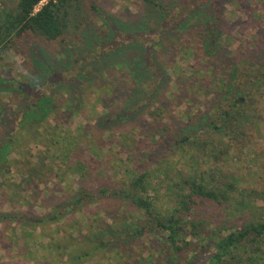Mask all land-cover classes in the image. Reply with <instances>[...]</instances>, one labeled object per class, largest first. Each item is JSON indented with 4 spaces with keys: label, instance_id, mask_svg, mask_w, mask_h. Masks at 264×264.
<instances>
[{
    "label": "rangeland",
    "instance_id": "1",
    "mask_svg": "<svg viewBox=\"0 0 264 264\" xmlns=\"http://www.w3.org/2000/svg\"><path fill=\"white\" fill-rule=\"evenodd\" d=\"M0 1L11 6L18 2ZM94 3L98 8L77 37L51 45L26 38L0 58V172L5 169L0 175V264H184L162 233L150 231L155 226L154 219L150 221L127 200L100 194L99 190L104 186L113 190L122 188L120 184L130 180L126 177L130 165L137 171L155 172L161 162H180L178 147L187 136L195 135L198 142L189 141L186 146L194 144L197 149L202 148L209 136L212 139L220 136L218 132L206 131L208 119L215 117L209 113L213 102L199 105L198 98L188 91L189 78H199L194 74L201 66L215 61L226 74L235 69L243 74L251 66H264V0ZM181 44L192 46L195 55L181 59ZM124 46L128 48L125 50ZM139 52L145 56L146 70L134 67ZM236 83L235 88L239 89L246 82ZM46 97H51V101H44ZM186 98L193 100V116L201 106L202 117L197 123L184 117ZM253 99L262 122L256 132H251L252 141L240 157L226 162H205L195 152L199 170H210L215 182L229 183L247 192L250 201L249 208L242 210L238 206L230 213V208L226 212L221 207L208 214L201 210V216L208 220L199 228L204 231L202 237L214 231L227 233L229 228H242L250 223L252 214H259L255 209L264 207V90L254 93ZM40 102L42 115L52 109L51 117L58 110L62 117L73 112L70 125L63 126L66 133L70 128L80 132L82 126L88 125L90 138L80 145L88 159L82 160L99 162L90 157L98 151L102 172L97 176L88 171L85 175L68 173L61 182L55 177L60 159L54 165L48 160L56 167L47 182H36L30 191L9 198L12 192L7 184L21 181L25 160H38L33 155L38 148L31 136L40 126L31 127L33 123L29 120L24 124L18 122L28 105ZM157 106L165 108L162 120L174 128L170 141L160 145L144 138L154 131L156 120H149L148 114ZM110 113L112 116L106 119ZM110 134H114V141L105 144ZM125 137L128 144L130 139L143 137L136 144L135 161L126 158L124 152L129 150L122 145ZM89 139L96 143L91 148L86 147ZM62 142L67 140L63 138ZM237 153L231 151L232 156ZM81 154L85 156L84 152ZM9 161L19 163L6 171ZM146 162L148 166L143 164ZM110 165L115 169H109ZM179 166L188 170V165ZM156 176L161 190L150 194L156 199L157 210L164 214L172 203L164 197L165 184L161 182L164 176L158 173ZM106 180L111 181L109 185ZM86 193L96 195V199L76 206ZM235 197L240 198V194L236 192ZM195 215L192 210L188 218L191 220ZM190 230L188 226L187 231ZM192 239L200 243V239ZM201 242L203 247L195 252L192 248L186 251L192 264H206L212 255L213 241Z\"/></svg>",
    "mask_w": 264,
    "mask_h": 264
},
{
    "label": "trees",
    "instance_id": "2",
    "mask_svg": "<svg viewBox=\"0 0 264 264\" xmlns=\"http://www.w3.org/2000/svg\"><path fill=\"white\" fill-rule=\"evenodd\" d=\"M95 1L98 0H18L13 6L0 1V58L26 38L37 39L51 45L67 38L77 37L82 28L92 19V14L96 12L98 7L97 3H94ZM215 34L216 32H213V35ZM218 37L219 34L215 38ZM135 45L132 44L131 46ZM127 48L124 46L123 49L126 50ZM180 51L179 57L181 59L195 55L192 46L182 45ZM100 57L101 54L96 56V58ZM144 57L139 52L134 67L137 65L138 67L141 66V70H146L147 63L144 61ZM194 76L195 78L199 76V78L194 80L189 78L188 91L198 98L196 103L199 105L213 102L209 113H214L215 117L208 119L206 131L218 132L220 136L217 139H212L208 135L209 137L203 143L201 142L202 148L198 149L194 145L198 142L195 135L187 136L182 140L181 147H178V152L181 154L180 162H161L157 164L159 166L155 172L148 169L137 171L134 165H130L126 174V177L130 179H126L127 184L125 182L124 185L120 184L123 187L116 190L104 186L99 192L100 194H113L123 198L151 218L150 221L154 219L155 226H151L150 231L162 233L167 241L172 244L180 258L185 261L184 264H192V257L186 251L192 248L191 250L195 252V250L203 247V242H201L203 239L213 241L211 242L212 255L206 264H264V211L260 210L264 207L255 209L259 214H252L250 223L245 224L242 228H229L227 233L214 231L211 235L202 237L204 231L200 232L199 228H202L208 220L201 216V210L208 214L221 207L226 212L230 208V213L231 209L236 211L239 207L242 210L249 208L250 201L247 192L238 190L229 183L215 182L210 170H199V159L195 155V152L198 151L205 162L211 160L213 162H226L237 159L245 152L252 141L251 132H256L262 122L260 112L253 107V103H255L253 94L264 90V66L258 65L256 68L251 66L243 74L239 73L237 69L231 74H226L218 68L214 61L201 66ZM236 81H245V86H239V89L235 88ZM230 89L233 91L230 92ZM48 100L51 101V97L44 99V101ZM185 102L184 117L189 122L197 123L202 117L201 106L193 116V100L186 98ZM50 103L52 104V102ZM40 104L41 102L28 105V109L23 111L22 118L18 122L21 123L22 121L24 124L26 120H29L33 123L31 127L40 126V130L32 131L31 136L38 148L33 155H37L38 160L37 162H33L30 158L25 160V171L20 172L21 181L7 184L8 190L12 192L8 196L9 198L30 191L31 187L37 184L36 182L38 184L47 182L49 173L54 171L56 166L53 167V165L58 159H60V167L55 173V177L61 182H64L68 173L85 175V172L88 171L97 176L102 172L103 163L98 159L101 156L98 151L93 152L90 157L99 162L82 160L88 159L84 149L80 146L90 138L88 125L81 127V130L85 131L82 135L80 133L83 131L74 132L71 128L66 133L63 131V126L70 125L69 119L73 112H68L65 117H62L58 110L51 117L52 109L49 114L42 115L39 108H43V105ZM165 112V108L157 106L148 114L149 120L154 119L156 121L154 131L145 135L144 138L154 142L155 145H160L165 140L170 141L174 134V128L162 120ZM111 116L112 114L106 116V119H110ZM117 117L120 118L121 116L117 115ZM102 120L100 119V123L104 125L105 121ZM43 121V125H40ZM105 125L107 126V123ZM63 138L67 142H62ZM142 138L130 139L129 144L125 142L128 139L124 138L122 145L129 150L124 153L130 162L135 161L136 144ZM113 141L114 134H110L104 143L111 144ZM189 141L195 143L188 147L186 145L189 144ZM93 144H96L95 141L89 139V142H86V147L91 148ZM108 146L112 148L110 145ZM142 148L146 149V145H142ZM232 150H237L238 153L232 156ZM82 152L85 156H82ZM167 154L168 152H166ZM48 160L53 165H50ZM9 162L6 171L11 169L12 164L19 163ZM143 164L148 166L147 162ZM179 165L182 167L188 165V170L184 171ZM109 169L114 170L115 166L110 165ZM172 171L175 173L171 175ZM3 172H0V175H3ZM157 173L160 174V177L164 176L163 181H161L165 184L164 197L172 203L170 210L164 214L157 210L156 199L153 200L150 194L151 192L157 194L161 190L162 184L156 181ZM106 181L109 182L106 185L111 182ZM3 184L6 185V181ZM236 192L240 194V198L235 197ZM94 199H96V195L92 196L86 193L77 200L76 206L87 200L94 201ZM192 210L195 211L196 215L190 220L188 217ZM188 226L191 228L190 232L187 231ZM143 231L139 230L140 233ZM192 237L196 240L200 239V243L192 242Z\"/></svg>",
    "mask_w": 264,
    "mask_h": 264
}]
</instances>
